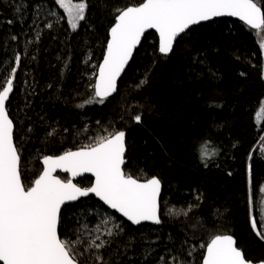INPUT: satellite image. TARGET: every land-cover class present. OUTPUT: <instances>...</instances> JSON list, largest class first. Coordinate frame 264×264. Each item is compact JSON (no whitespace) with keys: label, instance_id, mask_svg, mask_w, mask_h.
I'll list each match as a JSON object with an SVG mask.
<instances>
[{"label":"trees","instance_id":"1","mask_svg":"<svg viewBox=\"0 0 264 264\" xmlns=\"http://www.w3.org/2000/svg\"><path fill=\"white\" fill-rule=\"evenodd\" d=\"M84 2L73 29L55 0H0V90L14 80L8 112L22 182L40 175L45 156L124 131V171L163 185L161 222L132 227L116 217L122 226L104 247L90 248L92 239L77 247L80 264H97V255L100 264H202L215 235L233 236L246 260L264 262V51L256 31L232 19L194 26L167 56L148 33L117 93L98 103L93 86L109 31L118 10L141 0ZM206 143L215 155L202 160ZM97 209L105 210L93 197L64 208L61 239L82 230L81 212Z\"/></svg>","mask_w":264,"mask_h":264},{"label":"snow or ice","instance_id":"2","mask_svg":"<svg viewBox=\"0 0 264 264\" xmlns=\"http://www.w3.org/2000/svg\"><path fill=\"white\" fill-rule=\"evenodd\" d=\"M55 3L64 9L73 29L85 18L87 4L84 0L75 4L72 0H55ZM224 16L238 18L258 36L264 31V10L257 0H141L136 6L118 10L93 86L95 98H99L94 102L104 103L117 90V79L147 30L154 29L158 33V50L167 55L177 37L190 26ZM12 22L8 21L9 24ZM260 47L264 50V40ZM15 60L18 64L20 57L17 55ZM12 74L14 76L15 68ZM12 90L13 79L9 78L0 90V264H80L73 251L76 242L60 239L58 223L61 206L66 201L89 193L95 194L132 224L161 222L160 180L156 177L140 180L123 169L126 163L124 131L97 137L94 143L76 151L45 156L43 171L26 187L21 179L20 156L13 140V121L6 108ZM261 111L264 112V106ZM133 119L139 123L141 116L136 115ZM212 155L215 150L209 152L207 143L202 145L201 159H209ZM58 169L72 177L91 173L95 181L82 188L71 179H60L54 174ZM252 226L256 228L255 220ZM115 227L119 228V225ZM106 234L112 236V228H108ZM99 239V236L95 237V240ZM95 240L90 242V248L104 247L105 241L97 244ZM96 261L100 264L102 257L97 255ZM202 264H251V261L246 260L235 246L232 236L215 235L206 245Z\"/></svg>","mask_w":264,"mask_h":264},{"label":"water","instance_id":"3","mask_svg":"<svg viewBox=\"0 0 264 264\" xmlns=\"http://www.w3.org/2000/svg\"><path fill=\"white\" fill-rule=\"evenodd\" d=\"M221 19H232V20H236V21L241 22L238 18H235V17H228V16H224V17H215V18H213V19H211V20H209V21H203V22H201V23L198 24V25L190 26V28H192V27H194V26H200V25H203V24H208V23H211V22H214V21H217V20H221ZM115 22H116V21H115ZM242 23H243V22H242ZM114 25H115V24H114ZM114 25H113V26H114ZM190 28H189V29H190ZM189 29H188V30H189ZM188 30H186V32H187ZM110 31H111V29H110ZM110 31H109V40L111 39ZM254 31H255V30H254ZM186 32H185V33H186ZM148 33H155V34H156L157 39H158V47H159V35H158V33H157L154 29H149V30H147V31L145 32V34L141 37V41H140V43H139V44L136 46V48L133 50V53H132L131 58L129 59L128 63L125 65L124 70L122 71V73L120 74V76H119L118 79H117V90H116L111 96L107 97L106 99H108V98L114 96V95L117 93V91H118V87H119V83L121 82V80L123 79V77H124L125 73L127 72L128 68H129L130 65L132 64L133 59H134V57H135V54H136L137 50H139V48L141 47V44H142V42H143L145 36H146ZM185 33H182L179 37H177L176 41L174 42L173 49H174V47H175V45H176L178 39H179L182 35H184ZM173 49H172V51H173ZM106 50H107V47H106ZM172 51H171L170 53H168L167 55L171 54ZM105 53H106V52H105ZM162 55H163V54H162ZM167 55H164V56H167ZM103 58H104V57H103ZM101 63H103V59H102ZM101 63H100V64H101ZM100 64H99V65H100ZM98 69H99V66H98ZM98 69H97V75H98ZM97 75H96V79H97ZM96 79H95V83H96ZM13 81H14V80H13ZM13 93H14V90H12V92L9 94V99H8V101H6V108H7V111H8V104H9V102H10V99H11ZM98 99H99V98H98ZM106 99H105V100H106ZM8 115H9V112H8ZM9 118H10V115H9ZM10 119H11V118H10ZM11 120H12V119H11ZM12 121H13V120H12ZM14 135H15V124H14V122H13V140H14V144H15ZM125 144H126V153H125V160H126V155H127V142H126V135H125ZM15 146H16V145H15ZM75 151H76V150H75ZM53 157H55V156H53ZM125 164H126V163H125ZM41 165H42V171H43V159L41 160ZM124 166H125V165H124ZM124 166H123V169H124ZM54 174L57 175V176H58V174H65V175L68 176V179H71V180L73 181V183H75V184H76V182H77L78 180H80V179H82V178H91L92 181H93L92 183H94V181H95V177H94L91 173H83V174L80 175V176L72 177L70 173H65V172H63V171H61V170L58 169L57 172L54 173ZM59 178H60V177H59ZM156 178H157V177H156ZM60 179H61V178H60ZM160 182H161V181H160ZM77 186H78V185H77ZM79 187H80V186H79ZM162 194H163V185H162V183H161L160 196H159V217H160V221H161V199H162ZM87 197H93V198H95L98 202H100V203L102 204V206H103L105 209H107L108 211L114 213L117 217L121 218L122 220H124L125 222H127V223H128L129 225H131L132 227H140V226H143V225L158 226V225L160 224V223H159V224H156V223H153V222H151V221H142L139 225L132 224L130 221L127 220L126 217H123L122 214H120L119 212H116L114 209H111L108 205L104 204V202L101 201V200L99 199V197H96L95 194H93V193H89V195H87V196H81V197H78V198H77L76 200H74V201H66V202L61 206V210H60V218H61V214H62V211H63L64 208H66V207H68V206H73V205H75L76 203H78L80 200H82V199H84V198H87ZM59 227H60V220H59V223H58V236L60 237V234H59ZM232 237H233V236H232ZM60 239H61V237H60ZM233 239H234V241H235V246L238 248L237 240H236L234 237H233ZM238 249H239V248H238ZM241 251H242V250H241ZM205 252H206V251H205ZM242 253H243V252H242ZM243 255H244V253H243ZM244 257H245V255H244ZM245 259H246V257H245ZM251 264H264V262H260V263H254V262H251Z\"/></svg>","mask_w":264,"mask_h":264},{"label":"rangeland","instance_id":"4","mask_svg":"<svg viewBox=\"0 0 264 264\" xmlns=\"http://www.w3.org/2000/svg\"><path fill=\"white\" fill-rule=\"evenodd\" d=\"M258 36V35H257ZM260 41L264 40V34L261 33L258 36ZM264 51V50H263ZM114 213L108 211L107 209H97L94 211H83L80 213L78 218L83 219V228L82 230L78 231V233L72 234L70 233L69 237L66 241L70 243L75 241L76 247H74L73 251L77 255L78 248L80 245L83 244L84 240L92 239L95 240L96 236H99V240H95V243H101V241H105L108 236L107 229L112 228L113 233L118 231V228L115 225H119V228L122 226V223L119 222L116 218ZM107 221V224L104 221Z\"/></svg>","mask_w":264,"mask_h":264}]
</instances>
